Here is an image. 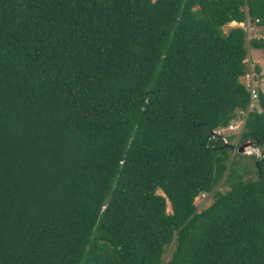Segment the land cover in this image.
Listing matches in <instances>:
<instances>
[{
  "label": "trees",
  "instance_id": "1",
  "mask_svg": "<svg viewBox=\"0 0 264 264\" xmlns=\"http://www.w3.org/2000/svg\"><path fill=\"white\" fill-rule=\"evenodd\" d=\"M233 22L264 29V0H0V264H264L239 82L264 39Z\"/></svg>",
  "mask_w": 264,
  "mask_h": 264
},
{
  "label": "rangeland",
  "instance_id": "2",
  "mask_svg": "<svg viewBox=\"0 0 264 264\" xmlns=\"http://www.w3.org/2000/svg\"><path fill=\"white\" fill-rule=\"evenodd\" d=\"M234 27H239L244 29L245 33H246V41L248 42L249 40H252L253 38H257V36H261L263 33L262 32H258L257 34L255 33H251L252 31H249L244 24L239 25L237 23H231L229 25H225L222 28V32L226 33L230 28H234ZM247 46V45H246ZM247 49H249V47L247 46ZM255 55L256 59H258L255 63L253 61H249V59L247 60V58L245 59V64H246V75L242 78L239 79L240 83L243 84L247 89L250 88L249 86H252V88L255 89V91H260L264 97V51L260 50L259 52L255 51ZM258 67L259 68V73L256 74L254 71V68ZM262 71V75H260ZM241 119L243 118L244 114L242 115H238ZM239 129L233 130L230 133L227 134H233L230 137L227 138L228 142L230 144H234L236 141V138L238 137L237 132ZM253 148L251 147H245L243 150V153H241L240 155H245V156H249L246 155L247 152H252ZM259 152V151H258ZM251 158L249 157H239V159L237 160V165L238 166H246L247 170L246 172H242V170L239 168V173L240 176L242 177V179L244 181H248V180H253L255 179V173L252 167V162L250 161ZM239 163V164H238ZM242 164V165H241ZM219 192H223L224 190H226L225 187H223L222 185H220L218 188ZM157 194H160V191L157 190L156 192ZM212 200L210 197H208L207 195L204 197L198 196L194 199L193 203L196 206L197 212L207 208L210 204H211ZM166 212L170 213V208L168 203L166 204ZM169 248H166V254L164 256V261H166L169 257Z\"/></svg>",
  "mask_w": 264,
  "mask_h": 264
},
{
  "label": "built area",
  "instance_id": "3",
  "mask_svg": "<svg viewBox=\"0 0 264 264\" xmlns=\"http://www.w3.org/2000/svg\"><path fill=\"white\" fill-rule=\"evenodd\" d=\"M256 23V22H255ZM242 25V24H240ZM245 27L249 30V31H252L251 33H255L257 34L258 32H262L263 34L260 36H257V38H261V39H264V29L263 28H260V27H257L255 26L254 24H251L249 22H246L245 24ZM244 30V29H243ZM250 88H248V92H249V104H248V107H247V112H250V111H253V110H257L259 112V108H258V105H257V91H255L254 88H252V86H249ZM244 114L243 118L241 119L238 115H242ZM245 117V113L243 112H238L236 114V117L234 120H232L226 128H223V129H218L216 130L215 132H213L215 135L221 137V140L224 144H227V140H226V137L231 135V134H227V133H230L231 131L233 130H236V129H239L238 132H237V135L239 134L240 130L242 129V125H243V119ZM233 135V134H232ZM252 152H247L246 155H252L254 154L256 157H259V152L257 149H252L251 150ZM201 197H204L206 196L205 194H201L199 195Z\"/></svg>",
  "mask_w": 264,
  "mask_h": 264
},
{
  "label": "water",
  "instance_id": "4",
  "mask_svg": "<svg viewBox=\"0 0 264 264\" xmlns=\"http://www.w3.org/2000/svg\"><path fill=\"white\" fill-rule=\"evenodd\" d=\"M257 105H258V108L264 112V97L262 95V93L258 90L257 91ZM251 145L250 144H241L239 145V147L237 148V153L238 154H241L243 153V150L244 148L246 147H250Z\"/></svg>",
  "mask_w": 264,
  "mask_h": 264
},
{
  "label": "crops",
  "instance_id": "5",
  "mask_svg": "<svg viewBox=\"0 0 264 264\" xmlns=\"http://www.w3.org/2000/svg\"><path fill=\"white\" fill-rule=\"evenodd\" d=\"M234 23V22H233ZM240 25V24H239ZM253 34V33H252ZM260 50H263V49H248L247 50V60L249 59V61H253V62H255V63H257L256 61L258 60V59H256V56H258V55H255V51H257V52H259ZM264 51V50H263ZM260 75H262V71H261V73H260ZM240 82V81H239ZM237 139V138H236ZM236 142V141H235Z\"/></svg>",
  "mask_w": 264,
  "mask_h": 264
}]
</instances>
